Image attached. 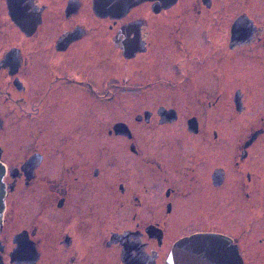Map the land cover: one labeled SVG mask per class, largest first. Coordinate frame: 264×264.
<instances>
[{
	"label": "flooded vegetation",
	"instance_id": "af4514ba",
	"mask_svg": "<svg viewBox=\"0 0 264 264\" xmlns=\"http://www.w3.org/2000/svg\"><path fill=\"white\" fill-rule=\"evenodd\" d=\"M259 55L264 0H0V264H166L204 232L241 254L252 225L264 247Z\"/></svg>",
	"mask_w": 264,
	"mask_h": 264
},
{
	"label": "water",
	"instance_id": "95a60500",
	"mask_svg": "<svg viewBox=\"0 0 264 264\" xmlns=\"http://www.w3.org/2000/svg\"><path fill=\"white\" fill-rule=\"evenodd\" d=\"M5 168L0 161V223L5 207ZM166 264H243L231 238L217 233H197L176 241Z\"/></svg>",
	"mask_w": 264,
	"mask_h": 264
},
{
	"label": "rangeland",
	"instance_id": "374dc122",
	"mask_svg": "<svg viewBox=\"0 0 264 264\" xmlns=\"http://www.w3.org/2000/svg\"><path fill=\"white\" fill-rule=\"evenodd\" d=\"M251 62H252V65L254 67V70H256L258 65L264 63V56L259 55V58L256 61H251ZM0 109L4 110V112L7 113L5 107H2ZM5 121H6V123L4 124L5 130H6V131H4V132H6L5 138H7V135L9 133L13 134V137L15 139L20 138L19 142L22 145V147L20 148V151H19V157H21L22 154L26 151V149L30 146V144L32 142L31 137H32L33 131L30 128L29 124H26V125L20 124L17 128H16V126L14 128L13 125L15 124V122L13 120V116H10L8 118V120L6 119ZM177 128L178 127L176 125H172L170 127V129H172L171 132L178 131ZM230 131L235 132L236 130H235V128H231ZM232 145L233 144L230 142L229 147L231 148ZM253 147H255V146H253ZM116 148L120 149V152L117 153V157H118V155L120 157H122L123 153L121 152V150H122L121 148H124V146H122L120 144V142H118L117 144L113 145V151ZM215 210L220 212V205H218L215 208ZM260 235H261L260 231H257L255 229V226L252 225V228L249 229L248 232L246 233V235L243 237V238H245V244L247 245L246 248L243 247L242 243L240 246V251L242 252L241 254L243 256V259L245 260L244 264H264V251H263L264 247L261 248L258 244V239H259Z\"/></svg>",
	"mask_w": 264,
	"mask_h": 264
}]
</instances>
